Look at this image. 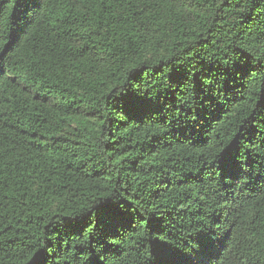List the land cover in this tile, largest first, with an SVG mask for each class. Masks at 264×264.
Segmentation results:
<instances>
[{
  "label": "trees",
  "instance_id": "16d2710c",
  "mask_svg": "<svg viewBox=\"0 0 264 264\" xmlns=\"http://www.w3.org/2000/svg\"><path fill=\"white\" fill-rule=\"evenodd\" d=\"M0 47V264H264V0H0Z\"/></svg>",
  "mask_w": 264,
  "mask_h": 264
},
{
  "label": "snow or ice",
  "instance_id": "6c2138e0",
  "mask_svg": "<svg viewBox=\"0 0 264 264\" xmlns=\"http://www.w3.org/2000/svg\"><path fill=\"white\" fill-rule=\"evenodd\" d=\"M7 49L5 47H0V74H2L3 72V61H4V53ZM242 126L245 124L249 123V120L247 118H245L244 120H242ZM214 146L209 145L208 147V151L211 152L212 148ZM219 157L221 159H223L226 164L230 167L232 164V160L233 157L231 156V145H229L228 147L224 148L221 153L219 154ZM32 264H43V261L40 259L39 255H37L36 257L32 258ZM102 264V262H101Z\"/></svg>",
  "mask_w": 264,
  "mask_h": 264
}]
</instances>
